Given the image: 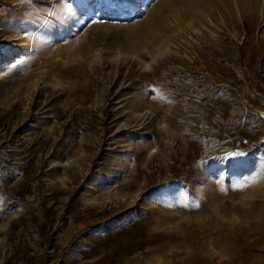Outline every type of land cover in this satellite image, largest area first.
<instances>
[{
  "label": "rangeland",
  "instance_id": "obj_1",
  "mask_svg": "<svg viewBox=\"0 0 264 264\" xmlns=\"http://www.w3.org/2000/svg\"><path fill=\"white\" fill-rule=\"evenodd\" d=\"M0 264H264V0H0Z\"/></svg>",
  "mask_w": 264,
  "mask_h": 264
},
{
  "label": "bare ground",
  "instance_id": "obj_2",
  "mask_svg": "<svg viewBox=\"0 0 264 264\" xmlns=\"http://www.w3.org/2000/svg\"><path fill=\"white\" fill-rule=\"evenodd\" d=\"M239 172H240V170H236V173H238L239 174ZM241 174V173H240Z\"/></svg>",
  "mask_w": 264,
  "mask_h": 264
}]
</instances>
